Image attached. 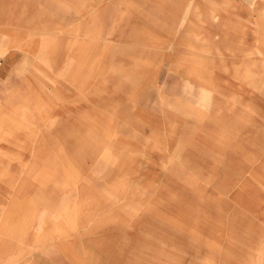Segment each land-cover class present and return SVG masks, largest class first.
<instances>
[{
  "label": "rangeland",
  "instance_id": "1",
  "mask_svg": "<svg viewBox=\"0 0 264 264\" xmlns=\"http://www.w3.org/2000/svg\"><path fill=\"white\" fill-rule=\"evenodd\" d=\"M9 58L0 264H264V0H0Z\"/></svg>",
  "mask_w": 264,
  "mask_h": 264
},
{
  "label": "crops",
  "instance_id": "2",
  "mask_svg": "<svg viewBox=\"0 0 264 264\" xmlns=\"http://www.w3.org/2000/svg\"><path fill=\"white\" fill-rule=\"evenodd\" d=\"M13 58V56H10V58ZM10 58L7 60L6 64L0 62V78L2 77V74L7 70L8 66L10 65Z\"/></svg>",
  "mask_w": 264,
  "mask_h": 264
}]
</instances>
